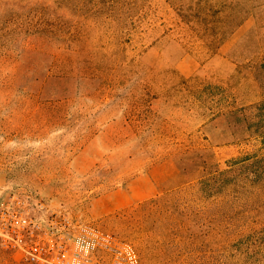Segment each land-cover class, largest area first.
<instances>
[{
  "label": "rangeland",
  "instance_id": "obj_1",
  "mask_svg": "<svg viewBox=\"0 0 264 264\" xmlns=\"http://www.w3.org/2000/svg\"><path fill=\"white\" fill-rule=\"evenodd\" d=\"M0 188L138 264H264V0H0Z\"/></svg>",
  "mask_w": 264,
  "mask_h": 264
},
{
  "label": "built area",
  "instance_id": "obj_2",
  "mask_svg": "<svg viewBox=\"0 0 264 264\" xmlns=\"http://www.w3.org/2000/svg\"><path fill=\"white\" fill-rule=\"evenodd\" d=\"M0 250L26 264H138L134 247L114 234L76 221L31 193L0 188Z\"/></svg>",
  "mask_w": 264,
  "mask_h": 264
}]
</instances>
